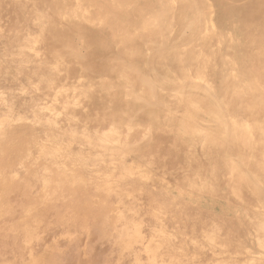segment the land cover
<instances>
[{"label": "rangeland", "instance_id": "obj_1", "mask_svg": "<svg viewBox=\"0 0 264 264\" xmlns=\"http://www.w3.org/2000/svg\"><path fill=\"white\" fill-rule=\"evenodd\" d=\"M131 5L130 17L120 22V31L114 33V51L107 57L122 51L126 32L133 36L161 33L156 45L134 38L146 59L161 54V64L170 65L168 79L162 77L164 83L156 84L152 76L148 82L152 104L161 110L156 116L159 127L148 128L129 119L121 114L119 103L108 106L105 122L94 115L84 120L89 111L84 96L100 77L94 75L96 66L88 60L86 39L76 35L74 27L81 24L90 30L103 22L104 28L111 29L114 20L110 11H123L124 4L117 0H0V124L7 125V129L0 128V138L6 139L8 127L14 131L30 126L38 137L54 138L61 142L59 148H73L85 159V170H76L66 168L59 150L56 154L43 152L36 170L19 169L13 174L18 175L13 198L30 208L24 215L16 211L9 216L19 222V230L5 226L0 264H197L191 257L196 248L204 261L214 257L219 264L238 263L234 256L237 247L231 244L225 251L220 241L208 234L216 221L183 229L189 217L180 201L191 205L192 215L209 207L221 212L233 201L238 216L256 211V200L250 192L242 193L236 180L240 181L243 168L254 171L261 164L264 169V0H133ZM99 13L101 18L96 16ZM47 29L69 39L63 49L69 56L50 50L44 39ZM124 75L125 71H117L115 79L110 75L102 79L109 90L129 93L122 83ZM183 100H195L196 104L188 109ZM176 122L184 125L183 139L196 147V162L215 152L226 160L221 173L195 180L184 169L192 161L189 147L168 144L161 132L162 128H174ZM175 137L169 132L166 138ZM230 138L241 157L223 150ZM211 140L215 146L210 145ZM26 157L33 156L28 152ZM118 171L127 176L122 183H117ZM76 172L79 190L67 194L64 189ZM46 173L55 178L51 192L58 198L51 205H36ZM257 173L253 181L264 193V172ZM83 178L92 183L91 193L84 190V184L90 185ZM101 186L117 191V198L104 208L106 223L121 214L129 200L141 204L140 198L156 195L164 198L159 220L166 214L167 220H160L165 226L151 229L147 226L150 219L142 215L139 229L131 230L135 204L125 209L128 228L118 225L114 229L108 224L104 232L92 223L85 228L75 216L70 221L55 215L83 200L96 201L95 191ZM178 214H185L178 218L182 221L175 219ZM258 222L262 229L259 239L240 237L244 250L240 264H264V218ZM1 227L0 221L2 232ZM156 229L166 233L164 243L176 249L185 245L188 251L172 261L160 246L161 231Z\"/></svg>", "mask_w": 264, "mask_h": 264}, {"label": "bare ground", "instance_id": "obj_2", "mask_svg": "<svg viewBox=\"0 0 264 264\" xmlns=\"http://www.w3.org/2000/svg\"><path fill=\"white\" fill-rule=\"evenodd\" d=\"M35 1L37 2L39 0H35ZM117 1H119L121 4H124L126 9L123 11L118 10V9H112L110 11L109 14L110 16L113 17V20H114V25L112 26L111 29L104 28L103 22H101L95 28H92L90 30H87L85 26L81 24L75 25L74 30H73L76 35L84 36V38L86 39V46L89 52L88 60L91 61L90 62L91 65L96 66V69L93 70L94 75H96L97 77H100V79H98L96 82H93L95 83L93 84V86H89L87 88V94H85L84 96V100H85L84 102L86 103L89 109V111L84 116V120H89L94 115L97 117L96 118L97 121L105 122L107 119L106 118L107 115L105 114V111L108 108V106L112 107L115 104L119 103L121 106L120 108L122 112L121 114L128 116L129 119L131 118V120H135V121L137 120V122H141L142 124L146 125V127L148 128H151L153 126L159 127V121L157 120L156 116L158 113L161 112V110L159 109L160 106L158 108L157 106H155L154 108L152 104V101L150 99L151 95L149 92H147V89L149 88L148 82H149L150 76H152V78H154L155 81H153L152 79L151 80L155 82L156 84L161 85L162 83H164V81L162 80V77L164 76L166 79H168L170 65L166 63L161 64L162 58L164 59L163 55L161 54H157L150 59H146L142 50L139 48L137 43L134 41V38L135 37L139 38L142 44L145 43L146 45L148 44L151 45V44H155V42H157L158 39L161 38V33L157 32L158 33L157 34L155 32H150V33L142 32L139 35L135 34L133 36L131 35V33L128 34V32H126L125 34L127 35L123 36L122 34L123 36L122 44L124 46V48H122V51L118 54L115 53L116 55L114 54L113 57L109 56L111 58H108L107 55L109 53L110 54L112 53V50L116 44V38L114 37V33H116L117 31H120L119 26L122 25V24L120 25V22L128 19L132 12L129 9L132 8L131 4L133 3V0H123V1L117 0ZM180 8H181V5H180ZM176 9H177V6H176ZM106 13L108 14V12ZM96 16L99 18L102 17L101 13L96 14ZM47 17H44V18H47ZM50 18H51V15H49L48 19ZM44 39H45L46 44L49 45L50 50L54 53H57L58 55L59 54L62 55L63 49L64 48L66 49L67 45L70 44L69 39H67L66 36L55 35L51 33L50 30L48 29L44 33ZM126 49H129V52H125L124 50ZM63 55H66L67 57L69 56V53L66 52ZM166 60L170 61V59L168 58H166ZM117 71H125V75L122 79V83L129 89V93H124L120 89H118V91H111L107 87L106 83L103 81L102 78L107 77L108 75H110L112 79L113 78L115 79V75ZM112 79L110 78V81ZM182 103L185 104L186 107L189 109V108H192V106H195L196 101L195 100H192V101L183 100ZM64 109L69 110L68 107H64ZM138 117L139 119H137ZM135 123L136 122H134V124ZM183 126L184 125L181 122H176L174 125V128L172 129L162 128L161 132L164 134L163 135V137L165 138L164 140L168 144H171L172 146L176 147L177 143H182L186 148L189 147V149L187 150V153L189 152V155H190L189 158L190 159L192 158V161H190L189 165H187V167H185L184 169H186V171H189V173H191V175L194 177L193 179L195 180H197L199 177H202L203 179L208 180L209 178H213V176L215 177V175L221 173L226 168L227 162L225 159L220 157L217 154V152H215L214 154L210 155V157L202 161L196 162L194 158L196 155V151H195L196 147L193 148L190 142L187 141V139L186 140L183 139V135L181 132L183 129ZM1 127H3L4 129H7L6 128L7 125L5 124H0V128ZM6 131H7V135L5 137L6 139L3 140L4 138L3 139L0 138L1 140H3L2 143L0 144V221L2 223V227H1L2 232L0 231V242L1 240L5 241L6 234L4 233V231L7 228V227L5 228L6 225L9 226L11 231L12 229L14 231L19 230V222L11 219L9 216L16 213V211H18L17 214L24 215L27 213V211L30 208L26 205L21 204L19 201H16L13 198L12 194L16 188L14 184L16 183L15 180H16V177L18 176V175H13V174H15L16 171H18L19 169H25L27 172L33 171L40 164L39 159H40L41 153L47 152L48 154L49 153L56 154L57 152L55 153V150L57 151L59 150L58 152H61L60 158L63 159L64 165L66 166V168L69 166L76 170L77 169L85 170L84 168L85 165H83V163L85 162L84 161L85 159H81L78 153L73 151L74 150L73 148H68V149L66 148L65 150H62V148H59V146L61 145V142L59 143L54 138L53 139L48 138L47 140H44L46 137L44 139L38 137L35 134L34 130L30 128V126H26L22 130L19 129V130H14V131H12V129L10 131L8 127V130ZM169 132H173L176 135V137L173 140H169L166 138ZM176 138L180 142H177ZM215 143H216L215 140H211L210 145L215 146ZM222 148L227 153V155H235L236 157H241V154L237 150L236 144L232 138H230L229 141ZM28 152L31 153L33 157L27 158L26 155ZM118 157L119 158L122 157L121 154ZM117 164L119 165V163ZM48 166H51V165H48ZM261 168H262L261 164H259V166H257L254 171L249 169V167L243 168L242 169L243 172L240 173V175L242 176L240 178V181L239 179L236 180L237 184H239V189L241 190V192L242 193L244 191L250 192L253 198L256 200L257 206L255 207L256 209L254 208L256 211H252L253 214L250 211L244 214L243 216L236 215L235 209L233 206L234 204V201H233V204L231 202L221 212H218V210L215 207L214 208L209 207L208 210H206L205 212L194 214L195 215L194 216L191 214V209L193 210L191 205L188 202L185 203V202L180 201V206L186 209V213L188 214L187 216L189 217L187 224L184 225L183 229H188V228L190 229L192 227L196 228L199 225H202L204 222L216 221V225L209 230L208 234L215 236L220 241L219 245L221 247H224L225 251H226V248L232 247V245L235 246V248L237 247L236 248L237 251L234 253V256L236 257V259L238 258V263L228 261L226 264L242 263L241 256L243 255L244 250L241 245L240 237L250 238L251 236H255L257 239H259V236L261 235L262 229H260L261 224H259L258 220L264 218V193L261 192L259 189H257L255 182L253 181L254 174H256L257 172L259 173L264 172V169L261 170ZM125 171L127 172V169H125ZM118 172L120 176L118 178L117 183H122L123 180L127 178V176L125 172H121V171H118ZM74 176L75 177L72 180V183L70 185H67L64 189L67 194H72V193L75 194L76 191L79 190V188L77 187V185H79V182H80L78 173L76 172ZM83 180L86 181V183L89 181L88 178H83ZM103 180L105 179L103 178ZM44 183L45 184H44L43 190H41L36 195L38 199L36 205L37 204L51 205V204H54L55 201H57L58 197L55 196L53 192H51L53 186L56 184L55 178L52 175L46 173ZM89 185L90 186H87L86 184H84V190L87 193L92 192L91 186L93 185L90 181H89ZM43 192H45V195L43 194ZM95 192L98 193V198L96 201H93L94 200L93 198L88 199V200H83L82 202L76 203V205L73 204L70 208L66 209L63 213L61 214L55 213V215L58 218L59 217L62 219L66 218L70 221H72L71 220L72 216H75L78 219L77 222L82 223L85 228H87V224L91 225L92 223L95 227H97L100 230V232H104L106 231L105 228L108 224H111V226L114 229L115 227L117 228L118 225H123L127 227L125 225V222H127L125 209L135 204L134 208L136 211V218L134 219V223L129 227L131 228V230L137 231L139 229V227L141 226L140 217L142 215L145 216L146 219L147 218L150 219L151 223H147V226L148 227L151 226V229L153 228L162 229L163 226H165L163 225L162 222L164 220H167L166 218L167 215L163 214L160 217L161 218L160 220L162 222L159 220V216L162 213V209H163L162 205L160 204L162 201H164V198L161 196L157 197L156 195H148L145 198H140L141 199L140 201H142L141 204H139L140 202L137 203L136 200H132V203H130L131 201L129 200L128 205L126 204L124 206V209H121L122 213L116 214L115 217L110 220V223L108 222L106 223L104 221L105 219L104 208L108 206L112 198L114 197L117 198V191H114L112 188H106L105 186L103 187L101 186L97 188ZM15 193L16 192H14V195ZM177 205H179V203ZM52 211L55 212V210H52ZM182 216L185 217V214H178L177 217H175V219L177 221H182V220H178V218H181ZM144 222L146 223V221ZM127 230L130 232L129 229H125V231ZM146 231L148 232V230ZM157 231H161L159 233V237L161 239L160 246H163L166 252L169 253V256L172 259V261L176 260L180 256L184 255L186 251H188L185 245L184 246L178 245L179 241L177 243L178 245L177 249L174 248L170 244L164 243L165 242L164 240L166 239V233L163 230H157ZM134 237H135V234H134ZM231 239H232V242H231ZM160 246L158 247L159 249H160ZM221 247H220V250H222ZM211 248H214V247H211ZM192 251H193V254L191 255V257L196 261L197 264H205L207 262H210V264H213V263L219 264V263H216L217 261L213 259L214 258L213 256H212L213 260L211 259V257H209L207 261H204V256L201 255L202 253H200L199 248H196L195 250L193 249ZM199 254L201 255V257L199 256Z\"/></svg>", "mask_w": 264, "mask_h": 264}]
</instances>
